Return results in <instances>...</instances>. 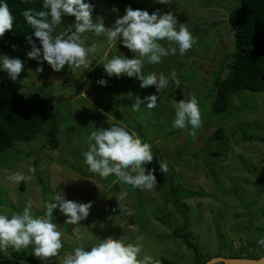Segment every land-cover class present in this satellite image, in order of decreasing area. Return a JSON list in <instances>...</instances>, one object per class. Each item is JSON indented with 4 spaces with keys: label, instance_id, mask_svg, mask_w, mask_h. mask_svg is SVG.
<instances>
[{
    "label": "rangeland",
    "instance_id": "rangeland-1",
    "mask_svg": "<svg viewBox=\"0 0 264 264\" xmlns=\"http://www.w3.org/2000/svg\"><path fill=\"white\" fill-rule=\"evenodd\" d=\"M89 2L94 5L93 21L102 18L105 27H112L125 14L126 7L114 0ZM134 3L142 4V10L150 13L157 8L171 11L179 23L187 25L196 41L184 55L177 52L163 57L156 65L144 61L145 75L162 73L169 78L167 88L158 94L155 108L132 107L137 96L155 94L154 86L143 88L135 76L108 77L104 72L103 64L113 56L122 53L132 58L134 54L119 42L109 46L105 37L91 31L82 35L86 46H96V51L89 55L88 69L68 67L65 74H59L22 61L24 67L15 82L0 72V80L18 83V90L28 103L44 101L50 105L60 123L57 149L42 148L46 140L42 131L35 139L16 141L0 153V212L21 211L31 202L34 215H43V203L61 189L69 200L93 202L90 208L93 212L78 226L67 225L66 217L58 209L53 211L63 247L59 256L49 258L47 264H62L65 253L74 247L92 245L95 238L103 240L109 236L126 243H142L141 258L148 254L158 262L163 256L172 264H193L197 252L201 262L217 256L259 259L264 256V245L259 243L264 239V89L238 90L221 113L214 112L211 106L216 80L227 76V69L220 72V68L232 60L235 50L227 16L239 2L170 0L169 5H163L153 0H134ZM68 22L71 25L74 19L68 18ZM66 30L61 22L55 26L53 36L69 34ZM160 43L168 46L166 41ZM0 55H5L1 48ZM100 79L107 80V85L97 84ZM177 89L184 98L194 96L199 102L202 125L194 131L190 126L184 129L172 126ZM113 123L127 126L148 142L155 157L146 167L157 172L158 161L165 162L173 168L172 180L168 177L169 170L155 172L158 186L141 190L114 175L105 179L91 172L83 155L87 136L95 128ZM218 127L223 128V136L211 138ZM80 170L88 176H82ZM17 172L31 179L16 183L10 177ZM170 180L174 182L172 190ZM173 192L180 209L167 200ZM121 193L126 195L121 197ZM130 205L134 206L133 211ZM124 207V215L119 214ZM97 209L98 213L94 212ZM184 223V231L197 245V252L171 235L173 228L183 227ZM77 229L79 240L75 235ZM0 256L20 258L26 264H42L31 255L30 247L19 252L10 248Z\"/></svg>",
    "mask_w": 264,
    "mask_h": 264
},
{
    "label": "clouds",
    "instance_id": "clouds-1",
    "mask_svg": "<svg viewBox=\"0 0 264 264\" xmlns=\"http://www.w3.org/2000/svg\"><path fill=\"white\" fill-rule=\"evenodd\" d=\"M153 2L169 5L170 0ZM42 8L38 11L28 8L22 13L32 28V35L26 38L31 45L27 57L47 62L54 71L64 70L66 65L72 70L88 69L91 63L89 55L96 51V46L85 45L84 33L91 31L105 37L109 46H116L119 42L134 55L128 58L121 53L107 60L103 64L107 76H135L140 80L141 87L154 86L156 90L155 94L144 98L137 96L132 105L134 109H140L141 105L155 108L158 94L169 85V78L162 73L145 75L142 71L144 61L159 64L163 57L176 55L177 52L184 55L196 43L185 23H179L171 11L164 12L159 8L150 13L147 9L127 7L125 14L117 18L112 27H105L102 18L93 21L94 5L89 0H43ZM65 16L74 17V22L66 30L69 34L53 36L55 26L60 25ZM13 22L14 16L6 0H0V37L13 28ZM161 41H166L168 46H163ZM23 67L19 58L0 55V72H5L11 81H17ZM42 70L37 68V71ZM171 78L175 80V73L171 74ZM97 84L106 86L107 80L100 79ZM173 108V127L184 129L190 126L193 131L201 127V112L196 97L174 102ZM86 144L84 162L91 172L105 179L114 175L134 189L153 190L158 186L156 169L146 167L155 157L151 145L127 126L113 123L106 128H95L88 134ZM158 163L159 171L166 173L167 163L160 160ZM10 179L19 183L30 180L31 176L17 172ZM125 195L121 193V197ZM92 203L69 200L61 189L43 203V215H34L31 202L26 203L21 211L10 214L0 212V253L10 248L19 252L30 247L31 255L39 258L42 264H47L49 258L59 256L63 247L62 233L53 222V211L58 209L66 217L67 225L78 226L89 216ZM75 235L79 240L78 229ZM95 239L96 243L92 245L80 244L65 253L62 264H159L151 255L144 254L141 258L143 244L140 242L126 243L111 236L103 240ZM137 239L142 241L143 238ZM259 243L264 245V239Z\"/></svg>",
    "mask_w": 264,
    "mask_h": 264
},
{
    "label": "trees",
    "instance_id": "trees-1",
    "mask_svg": "<svg viewBox=\"0 0 264 264\" xmlns=\"http://www.w3.org/2000/svg\"><path fill=\"white\" fill-rule=\"evenodd\" d=\"M123 6L132 9H142V4L134 3V0H114ZM8 7L14 16L13 28L6 31L0 37V48L9 58H19L31 64L41 65L53 72L65 74L68 71H54L47 62L29 59L27 52L31 45L27 37L32 35V28L27 24L22 13L31 8L34 11L43 10V0H6ZM239 5L227 16V20L233 29L235 50L232 60L220 68V72L227 69V76L223 80L215 82V98L211 104L212 110L217 113L224 112L229 107L232 95L238 90L262 91L264 89V0H238ZM68 18L65 16L62 24L68 28ZM35 40V37H33ZM38 43V42H37ZM15 46V47H13ZM18 83H5L0 80V153L10 149L16 141H29L35 139L40 132L45 134V144L42 148L57 149L59 146L58 134L60 123L56 118L53 108L42 102L28 103L19 92ZM177 101L184 98L179 90L176 91ZM223 128L218 127L211 138L221 139ZM160 157V156H159ZM161 158V157H160ZM37 166V160L34 161ZM169 178L174 175L173 168L168 166ZM82 176H88L85 171H79ZM159 173V170L157 171ZM156 172V173H157ZM169 181V187L173 189L174 182ZM128 186V185H127ZM175 191V190H174ZM170 194L172 204L177 205L176 192ZM191 193H186V196ZM172 195V196H171ZM183 227L173 228L172 236L181 238L189 249L197 250V245L191 242V237ZM198 254V252H197ZM195 253L193 264H203ZM0 264H26L25 260L14 257L0 256ZM159 264H172L167 258L161 256Z\"/></svg>",
    "mask_w": 264,
    "mask_h": 264
},
{
    "label": "water",
    "instance_id": "water-1",
    "mask_svg": "<svg viewBox=\"0 0 264 264\" xmlns=\"http://www.w3.org/2000/svg\"><path fill=\"white\" fill-rule=\"evenodd\" d=\"M203 264H264V256L259 259L244 257H213Z\"/></svg>",
    "mask_w": 264,
    "mask_h": 264
},
{
    "label": "crops",
    "instance_id": "crops-1",
    "mask_svg": "<svg viewBox=\"0 0 264 264\" xmlns=\"http://www.w3.org/2000/svg\"><path fill=\"white\" fill-rule=\"evenodd\" d=\"M130 211H133V209H134V206L133 205H130ZM125 209H126V207H124V209L122 210V212H119V214H121V215H124V212H125ZM95 210V209H94ZM101 211V210H100ZM90 212H93V211H90ZM94 212H97L98 213V209H97V211H94ZM128 213L129 212H126V215H128ZM102 215H104V214H102ZM126 217V216H125ZM118 218H120V215H118Z\"/></svg>",
    "mask_w": 264,
    "mask_h": 264
}]
</instances>
